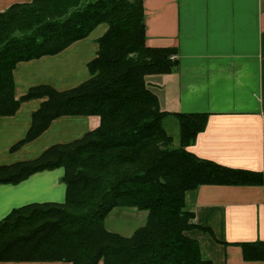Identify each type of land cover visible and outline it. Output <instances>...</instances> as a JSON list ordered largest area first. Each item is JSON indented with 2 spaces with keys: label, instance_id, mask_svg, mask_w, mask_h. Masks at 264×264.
<instances>
[{
  "label": "trees",
  "instance_id": "16d2710c",
  "mask_svg": "<svg viewBox=\"0 0 264 264\" xmlns=\"http://www.w3.org/2000/svg\"><path fill=\"white\" fill-rule=\"evenodd\" d=\"M102 24L107 30L88 64L90 80L66 91L35 87L16 100L17 63L60 53ZM174 53L147 45L143 0H32L0 13V116L14 115L23 101L47 98L13 150L59 117H101L100 126L79 140L0 167V184L63 167L67 186L66 202L54 204L58 220L46 234L45 227L25 229L33 221L15 218L34 204L0 222V262L212 264L188 234L199 225L187 194L202 185H264V173L227 168L189 152L209 115L163 111L147 80L178 66ZM169 117L179 125L178 146L165 127ZM117 207L148 211L146 224L130 237L107 230L105 220ZM2 237L15 240L6 244Z\"/></svg>",
  "mask_w": 264,
  "mask_h": 264
},
{
  "label": "crops",
  "instance_id": "0c3cea01",
  "mask_svg": "<svg viewBox=\"0 0 264 264\" xmlns=\"http://www.w3.org/2000/svg\"><path fill=\"white\" fill-rule=\"evenodd\" d=\"M31 1L0 0V13ZM143 5L147 45L175 50L172 56L178 61L170 73L147 77L161 109L209 115L189 152L227 168L264 173V0H143ZM99 27L60 53L17 63L16 100L35 87L66 91L90 80L88 64L97 57V39L107 30L94 35ZM46 100L23 101L14 115L0 116V167L37 159L101 124L98 115L62 116L13 150ZM64 174V168H56L17 184H0V221L30 204L66 202ZM186 202L199 225L188 234L212 264H264V185H202L187 194ZM137 229L119 234L130 237Z\"/></svg>",
  "mask_w": 264,
  "mask_h": 264
},
{
  "label": "rangeland",
  "instance_id": "374dc122",
  "mask_svg": "<svg viewBox=\"0 0 264 264\" xmlns=\"http://www.w3.org/2000/svg\"><path fill=\"white\" fill-rule=\"evenodd\" d=\"M106 27H107L106 24H102L95 31L94 35H96L99 31H101V29H105ZM165 127L169 132V134H171L174 137L175 146H178L179 125L177 120L174 117H170L166 119ZM64 203H36L32 208L28 209L27 211L19 215L20 217L16 216L15 218H18V220H23L25 223L33 221L31 224H28L29 226H25V229L28 228L31 230H35V229H42V227H45L43 229H46L44 231V233L46 234L48 232V227L58 220L59 213L56 212L57 209L54 204H64ZM134 211L138 212L137 216L132 214ZM147 219H148L147 211L117 207L113 209L109 214V216L106 218L105 225L109 231H114L121 234L129 235L130 232H132L133 230L143 227L146 224ZM10 223H16V221H11ZM21 231L22 230H19V232ZM3 237L1 238V240L6 244L15 240L13 239V237H7V239H4ZM14 262H19V261H14ZM25 262H32V261H25ZM35 262L42 263L39 261H35ZM45 262H58V261H45ZM101 263L104 264V261L101 260L98 264Z\"/></svg>",
  "mask_w": 264,
  "mask_h": 264
},
{
  "label": "built area",
  "instance_id": "2783aa9c",
  "mask_svg": "<svg viewBox=\"0 0 264 264\" xmlns=\"http://www.w3.org/2000/svg\"><path fill=\"white\" fill-rule=\"evenodd\" d=\"M171 59H172V60H176V56L173 55V56L171 57Z\"/></svg>",
  "mask_w": 264,
  "mask_h": 264
}]
</instances>
